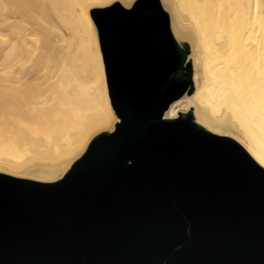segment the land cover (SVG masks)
<instances>
[{
	"label": "water",
	"instance_id": "water-1",
	"mask_svg": "<svg viewBox=\"0 0 264 264\" xmlns=\"http://www.w3.org/2000/svg\"><path fill=\"white\" fill-rule=\"evenodd\" d=\"M91 15L120 121L58 181L0 173V264H264V168L160 117L188 79L158 0Z\"/></svg>",
	"mask_w": 264,
	"mask_h": 264
},
{
	"label": "bare ground",
	"instance_id": "bare-ground-1",
	"mask_svg": "<svg viewBox=\"0 0 264 264\" xmlns=\"http://www.w3.org/2000/svg\"><path fill=\"white\" fill-rule=\"evenodd\" d=\"M137 0H0V173L55 182L120 121L91 10ZM188 79L160 117L236 141L264 168V0H158Z\"/></svg>",
	"mask_w": 264,
	"mask_h": 264
},
{
	"label": "rangeland",
	"instance_id": "rangeland-1",
	"mask_svg": "<svg viewBox=\"0 0 264 264\" xmlns=\"http://www.w3.org/2000/svg\"><path fill=\"white\" fill-rule=\"evenodd\" d=\"M98 41H99V38H98ZM99 45H100V43H99Z\"/></svg>",
	"mask_w": 264,
	"mask_h": 264
},
{
	"label": "snow or ice",
	"instance_id": "snow-or-ice-1",
	"mask_svg": "<svg viewBox=\"0 0 264 264\" xmlns=\"http://www.w3.org/2000/svg\"><path fill=\"white\" fill-rule=\"evenodd\" d=\"M109 2H111V0H109Z\"/></svg>",
	"mask_w": 264,
	"mask_h": 264
}]
</instances>
